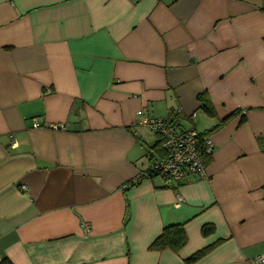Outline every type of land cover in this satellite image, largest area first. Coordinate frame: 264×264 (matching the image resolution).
<instances>
[{"label": "crops", "instance_id": "crops-1", "mask_svg": "<svg viewBox=\"0 0 264 264\" xmlns=\"http://www.w3.org/2000/svg\"><path fill=\"white\" fill-rule=\"evenodd\" d=\"M141 114L209 132L207 177H148L160 149ZM176 224L186 244L151 250ZM259 256L264 0H0V262Z\"/></svg>", "mask_w": 264, "mask_h": 264}, {"label": "built area", "instance_id": "built-area-1", "mask_svg": "<svg viewBox=\"0 0 264 264\" xmlns=\"http://www.w3.org/2000/svg\"><path fill=\"white\" fill-rule=\"evenodd\" d=\"M138 124L147 127L158 137L160 155L150 162L149 170L178 185L191 178L207 177L208 158L213 153L209 135L195 129H180L174 118H151L141 114ZM33 127L39 128L40 124L34 120ZM133 181L136 183V180ZM179 200H182L180 196ZM257 263L264 264V256L257 257Z\"/></svg>", "mask_w": 264, "mask_h": 264}, {"label": "trees", "instance_id": "trees-1", "mask_svg": "<svg viewBox=\"0 0 264 264\" xmlns=\"http://www.w3.org/2000/svg\"><path fill=\"white\" fill-rule=\"evenodd\" d=\"M199 101L202 103V107L204 110L209 114H214L213 108L210 106V103L207 99H204L202 95L199 97ZM236 112L231 114L227 119L231 118L233 115H235ZM209 132H205L203 134H208ZM148 177H154L157 176V174L153 173L151 170L147 171ZM142 179V175L138 178H135L136 183L134 181H130V183L138 184L139 181ZM213 230L212 226H204L203 227V234H208ZM187 242V236L185 234V230L183 227V224H176V225H169L166 226L161 234L152 242L150 245L151 250H164V249H171V250H180ZM211 247V246H210ZM210 247L203 248L200 251H197L194 253L188 261H197L199 260L209 249ZM0 264H12L10 261L3 259Z\"/></svg>", "mask_w": 264, "mask_h": 264}, {"label": "rangeland", "instance_id": "rangeland-1", "mask_svg": "<svg viewBox=\"0 0 264 264\" xmlns=\"http://www.w3.org/2000/svg\"><path fill=\"white\" fill-rule=\"evenodd\" d=\"M200 117L203 118V121H206V120H207L206 116H203V114H202V115L200 114ZM203 121H202V122H203ZM157 177H160V176H157Z\"/></svg>", "mask_w": 264, "mask_h": 264}]
</instances>
